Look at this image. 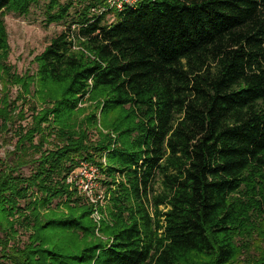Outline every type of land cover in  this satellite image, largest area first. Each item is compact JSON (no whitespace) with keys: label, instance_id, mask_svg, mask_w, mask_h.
<instances>
[{"label":"trees","instance_id":"16d2710c","mask_svg":"<svg viewBox=\"0 0 264 264\" xmlns=\"http://www.w3.org/2000/svg\"><path fill=\"white\" fill-rule=\"evenodd\" d=\"M38 1L0 0V140L31 113L0 264H264V0H46L65 29L20 73L5 16ZM83 162L104 204L68 181Z\"/></svg>","mask_w":264,"mask_h":264},{"label":"rangeland","instance_id":"374dc122","mask_svg":"<svg viewBox=\"0 0 264 264\" xmlns=\"http://www.w3.org/2000/svg\"><path fill=\"white\" fill-rule=\"evenodd\" d=\"M45 3L46 0H39L36 4H33L30 13L27 15L11 12L7 13L5 16L7 30L9 33V62L14 65L16 70L20 73H24L26 70L35 72L37 69V63H35L34 57L44 50L53 37L60 34L65 29V25L63 23H47ZM18 91V86L12 87L11 97L13 100L17 97L19 93ZM2 95V84L0 82V98ZM91 103L92 102H85L81 104V106H88ZM17 104L20 107L22 101H18ZM19 110L20 108H18L17 112ZM28 114L29 115L27 119H18L15 124L11 126L9 132H6V134L4 133L2 138H4L6 142H4L2 139L0 140V157H6L7 159L11 158V151L14 150V146L17 141V137L14 136L15 128L19 124H27L30 122V111ZM83 115H81V117ZM103 132L107 133L108 130L104 129ZM23 171L25 174H29L31 171V166L23 168ZM99 184V190L104 191L100 181ZM156 186L158 187L157 190L159 191L160 185L157 184ZM162 208H164V206H161V209ZM28 234L29 233L26 229L21 228L19 234L21 243H24L28 240ZM102 237L105 238L104 236Z\"/></svg>","mask_w":264,"mask_h":264},{"label":"built area","instance_id":"2783aa9c","mask_svg":"<svg viewBox=\"0 0 264 264\" xmlns=\"http://www.w3.org/2000/svg\"><path fill=\"white\" fill-rule=\"evenodd\" d=\"M112 4L122 8L126 3H132L134 0H110ZM100 170L97 166L83 162L80 167L74 170L69 178V182H74L80 191L86 194L92 202L104 204V191L99 190ZM95 220L99 223L102 215L97 210L93 214Z\"/></svg>","mask_w":264,"mask_h":264}]
</instances>
